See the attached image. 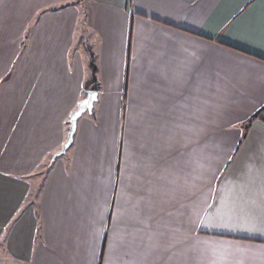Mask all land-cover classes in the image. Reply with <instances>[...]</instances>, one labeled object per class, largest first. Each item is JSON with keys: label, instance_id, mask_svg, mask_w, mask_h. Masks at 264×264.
<instances>
[{"label": "crops", "instance_id": "0c3cea01", "mask_svg": "<svg viewBox=\"0 0 264 264\" xmlns=\"http://www.w3.org/2000/svg\"><path fill=\"white\" fill-rule=\"evenodd\" d=\"M263 105L264 0H0V264H264Z\"/></svg>", "mask_w": 264, "mask_h": 264}, {"label": "water", "instance_id": "95a60500", "mask_svg": "<svg viewBox=\"0 0 264 264\" xmlns=\"http://www.w3.org/2000/svg\"><path fill=\"white\" fill-rule=\"evenodd\" d=\"M97 100V92L94 89H86L83 91V98L79 100L76 108L73 109L69 115L68 119V132L66 139L62 144L61 148L52 155L51 160L56 156L62 155L66 149L70 146L73 141V135L76 129V124L78 118L85 112L91 113L93 109V104Z\"/></svg>", "mask_w": 264, "mask_h": 264}, {"label": "trees", "instance_id": "16d2710c", "mask_svg": "<svg viewBox=\"0 0 264 264\" xmlns=\"http://www.w3.org/2000/svg\"><path fill=\"white\" fill-rule=\"evenodd\" d=\"M89 66H90V68L92 69L93 74H92V78H91V80L88 81V82H86V83L84 84V89H85V90H86V89H89V87H90V88H95V86H96V84H97V78H96V76H95V67H94V65H93L92 60L89 61ZM263 110H264V105L261 106V107L257 110L256 115L258 116V115L261 113V111H263Z\"/></svg>", "mask_w": 264, "mask_h": 264}, {"label": "rangeland", "instance_id": "374dc122", "mask_svg": "<svg viewBox=\"0 0 264 264\" xmlns=\"http://www.w3.org/2000/svg\"><path fill=\"white\" fill-rule=\"evenodd\" d=\"M80 33L78 32L77 35V44H79L78 46L80 47L81 50H85L86 48H88L87 42L90 38V32L88 30L85 31V35H82L83 31L82 29L79 30Z\"/></svg>", "mask_w": 264, "mask_h": 264}]
</instances>
